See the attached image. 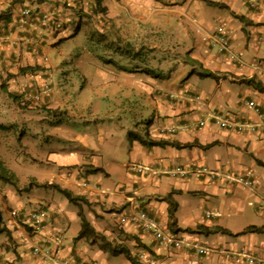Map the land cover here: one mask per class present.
<instances>
[{"label": "crops", "instance_id": "1", "mask_svg": "<svg viewBox=\"0 0 264 264\" xmlns=\"http://www.w3.org/2000/svg\"><path fill=\"white\" fill-rule=\"evenodd\" d=\"M88 1V5L96 3ZM97 4L95 9L99 7L100 13L110 19L104 28L121 40H129L130 30L153 40H173L183 28H188L190 34L192 27L200 29V38L194 34L186 39L195 63L190 65L191 75L182 87L194 97L184 95L175 102L161 101L147 123L139 128L127 126L126 131L139 137L147 132L153 140L196 142L207 147L145 149L133 140L131 148L142 153L135 161L143 168L141 173L129 171L127 162L109 163L97 152L91 138L77 134L73 138L76 147L42 156L41 173L34 170L38 168L35 165L28 167L26 162L15 159L8 168L20 183L31 178L38 185H46L45 189L26 188L19 195L12 186L0 182V264H131L120 256L103 253L85 239L74 240L80 228L77 207L54 191L51 183L82 196L88 203L82 210L90 225L113 243L125 244L138 264H248L246 258L253 259L254 264H264V231L234 236L250 225L264 227V167L257 162L264 164V93L243 83L254 79L264 85V0H97ZM206 6L224 11L213 26L209 25ZM23 7L50 11L68 21V27H76V3L0 0V14L8 18L4 27L11 39L19 34L27 42L28 37L43 35V40L53 44L70 33L67 30L66 35H54L38 27H16L15 16ZM126 11L132 13L131 18ZM235 16H242L244 21ZM216 27L226 31L242 65L230 63L218 54L213 40L208 39ZM9 45L3 50L6 55L14 51ZM197 62L218 79L199 78ZM1 75L5 76L3 72ZM176 84L174 81L155 87L165 86L168 90ZM11 88L10 84L8 91ZM249 100L260 107L259 115L246 105ZM221 116H234L236 120L230 122L229 129H221L212 120ZM201 121L204 124L199 126ZM235 121L241 129L234 127ZM162 127H175V132L162 134ZM78 167L84 170L85 185L77 181ZM245 174L252 179V185L244 187L238 180ZM170 193L176 202L174 230L186 241L181 249L158 247L140 228L118 223L117 217L123 211L139 207L156 217L160 227L168 229L169 205L163 198ZM38 208L45 209L47 218L44 227L34 233L28 215ZM206 213L213 216L208 219ZM246 216L249 222L236 230L234 227ZM199 225L219 226L227 232L205 235L188 231ZM195 242L206 254L199 255L190 248ZM36 244L46 247L47 256L32 255L31 248Z\"/></svg>", "mask_w": 264, "mask_h": 264}, {"label": "rangeland", "instance_id": "2", "mask_svg": "<svg viewBox=\"0 0 264 264\" xmlns=\"http://www.w3.org/2000/svg\"><path fill=\"white\" fill-rule=\"evenodd\" d=\"M206 7L209 25L213 26L224 11L217 6ZM77 14L74 15L78 17ZM125 14L132 16L131 12ZM109 20L99 12L83 19L77 32L72 29L65 39L56 43L38 35L33 37L36 42L24 44L18 38L9 45L14 50L15 62L10 66L0 65V126L5 128L0 130V159L7 168L19 159L28 167L35 165L38 168L34 170L41 173L42 156L57 149L76 147L77 142L73 140L76 134L91 138L97 152L109 163L127 162L129 166H136L135 161L142 153L131 148L127 126L139 128L147 123L161 101L175 102L184 95L194 97L182 86L191 75L190 65L195 63L190 58L187 40L194 34L199 37L198 27H192L191 34L188 28L181 29L173 40H153L151 36L138 34L137 30H130L129 40H121L104 28ZM33 43L38 47L32 53L29 47ZM24 67L31 70L20 72ZM4 69L9 70L5 76L1 75ZM24 81L36 86L29 96L19 88ZM174 81L176 86L168 90L165 86L155 87ZM10 84L12 88L8 91ZM42 84L47 85V90L40 94L37 89ZM7 92L15 95V99ZM35 142L37 146H33ZM78 168L82 171L77 169L75 173L80 175L77 181L81 186L86 176ZM119 169L125 173L121 166ZM30 182L34 180L29 178L23 184L17 178L16 193H24ZM245 218L234 227L236 230L249 222Z\"/></svg>", "mask_w": 264, "mask_h": 264}, {"label": "built area", "instance_id": "3", "mask_svg": "<svg viewBox=\"0 0 264 264\" xmlns=\"http://www.w3.org/2000/svg\"><path fill=\"white\" fill-rule=\"evenodd\" d=\"M57 4H65L66 2H76V4L81 5L83 0H54ZM15 23L21 27V28H28V27H38L39 29L43 31H54L62 28V23L60 17L56 16L50 11H41L35 8H29V7H23L19 10L17 15L15 16ZM208 38V36H207ZM213 40V43L217 47L218 53L223 56L226 60H229L232 63H237L238 65H242L241 59L237 53H235L231 48L229 44V38L226 33V31L222 27H217L214 33L208 38ZM15 39H11L5 31L0 28V56L2 55V52L5 53L3 50L6 48L8 44H14ZM30 50L32 53L36 51L35 43L30 47ZM5 58V55L3 56ZM3 59L0 58V62ZM17 64V63H14ZM25 87V86H24ZM46 89V86H43L40 91H44ZM39 91V92H40ZM41 92V93H42ZM39 96H36L38 98ZM199 96H196V99H198ZM246 105L251 108L256 114H259V108L253 101H246ZM236 120L234 116H225L224 118H214V123L221 128L229 129L231 127L230 122H233ZM199 126L203 125V122L198 123ZM237 129H241V126L236 124L235 126ZM175 132L174 127H163L160 129V133L165 134H172ZM262 132L264 133V126L262 127ZM130 170L136 173H141L142 169L137 166H129ZM182 174V172L180 173ZM239 181H241L244 185H249L250 182L245 180L243 176L239 177ZM83 185H85L83 183ZM13 216H17L15 211H12ZM212 215L209 213H206V218H211ZM29 222H30V228L33 232H38L41 230L44 226V223L46 221V213L42 209H36L32 211L29 214ZM119 224L125 225V224H131L134 225L140 229H142L144 232L148 233L156 245L158 247H164V248H172V249H181L186 241L183 237L178 236L174 233H172L169 229L160 227L159 223L155 219L154 216H152L150 213L144 210H138V209H131L126 214H123L120 216L118 220ZM193 249L194 252H196L199 255L206 254V250L198 245L196 242L193 243L190 247ZM32 254L34 256H47L48 250L46 247H43L41 245L36 244L32 247ZM246 261L248 264H254V260L251 258H246Z\"/></svg>", "mask_w": 264, "mask_h": 264}, {"label": "trees", "instance_id": "4", "mask_svg": "<svg viewBox=\"0 0 264 264\" xmlns=\"http://www.w3.org/2000/svg\"><path fill=\"white\" fill-rule=\"evenodd\" d=\"M95 6L97 7V0H95ZM208 2V1H206ZM209 4H211V2H208ZM99 8V7H98ZM97 8V9H98ZM235 18L244 21V18L242 16H235ZM0 21H5L8 22V18L3 15L0 14ZM76 32L78 31V26L76 28ZM199 71L197 72V76L199 78H211L213 80H217L218 77L211 73L208 70H205L201 67L200 63H196ZM31 70L30 67H24L20 69V72L25 73L27 71ZM158 76V75H156ZM244 84H246L247 86H251L253 87L255 90H257L259 93H264V85L260 82V81H256L254 79H247L243 81ZM8 96L15 99V95H13L10 92H7ZM4 127L0 126V130H2ZM5 129V128H4ZM130 138V142L131 141H137L138 143H140L142 146L146 147V148H152V147H165V146H169L175 149H190L192 147H201V148H206L207 146L203 147L198 145L196 142H192V143H184V144H179L177 142H169V141H165V140H153L150 139L149 135L147 132H144L143 136L139 137L136 135H129ZM211 146V145H209ZM258 165L263 166L264 164L257 161ZM95 171V170H93ZM0 182L10 185L12 186L14 189H17V177L16 175L9 169L7 168L3 161L0 159ZM32 186L35 187H45V185H38L37 183L33 182V183H29L27 185V188H31ZM50 187L56 191L57 193H59L62 197H64L69 203L75 205L77 207V215L78 218L80 220V228L74 238V240H80V239H85L87 240L91 245H97L98 249L100 251H102L103 253H106L110 256H123V258H125L128 262H130L131 264H138L135 260V258L130 254L129 249L127 248V246L125 244L122 243H113L112 241L106 239V237L98 232L95 231V229L90 225V223L86 220L82 207L83 205H88L87 201L79 195H74L71 191L65 189V188H61L58 185L54 184V185H50ZM163 200H165L168 205V218L170 220L168 228L169 230L173 231V232H177L178 230H174V211L176 209V202L173 201L172 197H171V193L168 194L167 196H165L163 198ZM184 232H187L186 230H183ZM191 233H200V234H205V235H209V234H214V233H226L227 231L225 229H223L222 227L216 226V227H211V228H207V227H203L201 225L197 226L196 229L194 230H188ZM264 231V227H257V226H247L245 227L242 231L235 233L234 236L237 235H244V234H248V233H261Z\"/></svg>", "mask_w": 264, "mask_h": 264}, {"label": "clouds", "instance_id": "5", "mask_svg": "<svg viewBox=\"0 0 264 264\" xmlns=\"http://www.w3.org/2000/svg\"><path fill=\"white\" fill-rule=\"evenodd\" d=\"M89 1L88 0H83V2H82V4L81 5H77L76 4V14L78 15V17H76V27L75 28H73V30H75V32H76V28H77V26H78V28L80 27V24H81V21L83 20V19H85V18H89V17H94L95 15H98V13L100 12H98L97 10L98 9H95V5H88L89 3H88ZM73 3H76V2H73ZM61 19V18H60ZM6 22L5 21H0V25H2V27L0 26V28H2L4 31H5V33L8 35V33H7V31H6V28L4 27V24H5ZM61 23H62V28L61 29H58V30H54L53 32H54V35H58V33H61V35H66V33L68 32V31H71L72 30V27H68L69 26V22L68 21H63L62 19H61ZM15 26L16 27H19L16 23H15ZM21 28V27H20ZM217 28V27H216ZM216 28H215V30H216ZM41 30V29H40ZM68 30V31H67ZM41 31H43V30H41ZM44 33L46 32V31H43ZM48 32V31H47ZM74 32V33H75ZM196 32H198V33H200V29H197L196 30ZM214 33V32H213ZM9 36V35H8ZM43 36V35H42ZM68 36V35H67ZM18 38H19V36H18ZM18 38H14L16 41H17V39ZM66 38V37H65ZM65 38H63V39H65ZM228 38H229V36H228ZM19 40H21L20 38H19ZM62 40V39H61ZM15 41V42H16ZM23 42H24V44L25 43H27V42H36V41H33V38H31V37H28L27 38V42H25L24 40H22ZM60 41V40H59ZM229 44H230V38H229ZM10 45H12V44H10ZM36 46V49H37V45H35ZM31 47V46H30ZM29 47V48H30ZM230 48H231V46H230ZM13 49V48H12ZM216 49H217V47H216ZM232 49V48H231ZM233 50V49H232ZM234 51V50H233ZM218 52V51H217ZM235 52V51H234ZM235 53H237V52H235ZM219 54V53H218ZM238 54V53H237ZM7 56L8 55V59L7 58H4L3 56ZM4 54L3 52H2V55L0 56V58L1 59H3L1 62H0V65L2 64V63H4L5 65H7V66H10L11 65V62H13L14 60H12V52L10 51V54ZM220 55V54H219ZM239 55V54H238ZM221 56V55H220ZM223 57V56H222ZM239 57H240V55H239ZM224 58V57H223ZM225 59V58H224ZM240 59H241V57H240ZM7 60V61H6ZM226 60V59H225ZM227 61H229V60H227ZM15 62V61H14ZM230 62V61H229ZM241 62H242V59H241ZM230 63H232V62H230ZM237 64V63H236ZM1 68V67H0ZM9 70H7V69H4V71H3V73H6V72H8ZM26 73V72H25ZM25 86V87H24ZM40 87H39V89H37L38 90V92L40 91V89L43 87V86H46V89L45 90H47V85H43L42 84V86L41 85H39ZM19 88L21 89V91L23 92V94L24 95H27V96H29V93L32 91V90H34L35 88H36V86L34 87V83H27L26 81H24V82H22L20 85H19ZM34 88V89H33ZM45 90L42 92V91H40L39 93L40 94H43L44 92H45ZM27 91H28V93H27ZM42 92V93H41ZM196 96H199V95H195V98H196ZM199 98H200V96H199ZM198 98V99H199ZM252 101V100H251ZM254 102V101H253ZM255 103V102H254ZM257 105V104H256ZM258 106V105H257ZM258 108H259V114H260V107L258 106ZM251 109V108H250ZM253 111V110H252ZM254 112V111H253ZM255 113V112H254ZM256 114V113H255ZM259 114H257V115H259ZM222 117V116H221ZM221 117H218V118H221ZM225 116H223L222 118H224ZM214 118L215 117H213L212 118V120H213V122H214ZM203 122V121H202ZM204 124V123H203ZM215 124V123H214ZM216 125V124H215ZM217 126V125H216ZM218 127V126H217ZM163 128V127H162ZM175 128V127H174ZM219 128H221V127H219ZM221 129H224V128H221ZM162 134H165V133H162ZM173 134V133H172ZM137 167H140V166H137ZM141 169H142V171H143V168L142 167H140ZM128 169H129V171H131L130 170V168H129V165H128ZM141 171V172H142ZM133 172V171H132ZM136 173V172H135ZM241 176H243V175H241ZM240 177V176H239ZM244 179L245 180H247V181H249L250 182V184L249 185H244L241 181V183H242V185L244 186V187H246V186H250V185H252V179L250 178V176H248L247 174H245L244 176ZM239 180V179H238ZM38 209H42V210H44L45 211V209L44 208H38ZM34 211V210H33ZM146 211V210H145ZM16 212V211H15ZM32 212V211H31ZM30 212V213H31ZM29 213V214H30ZM45 213H46V211H45ZM148 213H150V212H148ZM151 214V213H150ZM210 214V213H209ZM152 215V214H151ZM212 215V214H211ZM153 216V215H152ZM205 216H206V214H205ZM213 216V215H212ZM28 217H29V215H28ZM46 218H47V215H46ZM155 219H156V217H155ZM209 219V218H208ZM119 220V219H118ZM157 220V219H156ZM158 222V221H157ZM45 223H46V221H45ZM45 223H44V225H45ZM119 223V222H118ZM121 225V224H120ZM44 227V226H43ZM31 229V228H30ZM169 229V228H168ZM142 230V229H141ZM32 231V230H31ZM143 231V230H142ZM171 231V230H170ZM172 233H175V232H173V231H171ZM34 233H36V232H34ZM146 233V232H145ZM148 234V233H147ZM176 234V233H175ZM38 245H40V244H38ZM35 246V245H34ZM42 246V245H41ZM44 247V246H43ZM31 253H32V248H31ZM33 255V254H32Z\"/></svg>", "mask_w": 264, "mask_h": 264}]
</instances>
